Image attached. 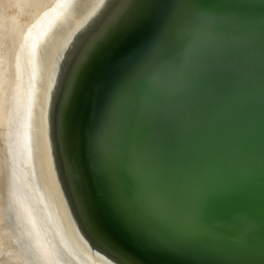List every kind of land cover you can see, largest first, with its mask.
Instances as JSON below:
<instances>
[{"label": "bare ground", "instance_id": "1", "mask_svg": "<svg viewBox=\"0 0 264 264\" xmlns=\"http://www.w3.org/2000/svg\"><path fill=\"white\" fill-rule=\"evenodd\" d=\"M150 1L0 0V152L10 162L11 201L39 233L24 247L22 264L33 255L52 264H242L247 258L207 242V251L192 248L204 235L186 232L159 196H149L156 176L149 158L157 140L181 135L180 119L196 93L194 73L213 44V27L236 0H208L207 10L197 2L204 16L193 28L186 18L182 31H194L193 41H175L170 57L177 39L162 38L155 64L150 55L167 24L159 20L184 2ZM166 56L178 64L170 76ZM165 82L171 91L156 97ZM17 225H7L3 237H12ZM3 252V264L17 262ZM183 255L200 260L183 262Z\"/></svg>", "mask_w": 264, "mask_h": 264}, {"label": "water", "instance_id": "2", "mask_svg": "<svg viewBox=\"0 0 264 264\" xmlns=\"http://www.w3.org/2000/svg\"><path fill=\"white\" fill-rule=\"evenodd\" d=\"M216 26L181 135L149 158V196L186 232L231 239L226 250L264 264V0H236Z\"/></svg>", "mask_w": 264, "mask_h": 264}, {"label": "rangeland", "instance_id": "3", "mask_svg": "<svg viewBox=\"0 0 264 264\" xmlns=\"http://www.w3.org/2000/svg\"><path fill=\"white\" fill-rule=\"evenodd\" d=\"M170 2L172 1L176 6L179 5L181 2L180 6L176 7L177 9L172 10L168 16L167 14L163 15V17L159 20V23L162 21L163 24H166L165 28H164V33L166 35H164V33L162 34V37L160 38L161 40H159V42H157L156 46H154V52L152 53V55H150L151 57V63L155 64L157 58H160L159 55L162 53V50L165 46V42L162 40V38L168 37L171 40L172 39H177L174 40L173 44H171V49H169L170 55L172 54V52L176 51L175 49L178 48V46H176L175 41L180 40L182 37L184 36V32L182 33L183 28L185 27L187 23V21L189 22V24H192V28L195 26V22L197 23L198 21L201 20V18L204 16L205 14V10H207L210 6V4L206 1L208 0H169ZM186 1V2H185ZM148 2L150 3L151 1L148 0ZM195 2V3H193ZM197 2L201 5L205 6L203 7V12L202 10L199 8V6L197 5ZM193 5V6H192ZM194 5H196L194 7ZM183 6V7H182ZM207 6V7H206ZM192 7V8H190ZM192 9V11H191ZM178 10V11H177ZM181 10V11H180ZM166 16V17H165ZM186 16V17H185ZM189 17V20H188ZM172 18V19H171ZM187 18V21H186ZM167 20V21H166ZM185 21V23L183 22ZM184 23V26L182 25ZM173 26V27H172ZM171 28V29H170ZM179 28V29H178ZM182 28V29H181ZM190 28L189 30L191 31ZM168 29V30H166ZM166 30V31H165ZM180 31V34H178ZM188 31V30H187ZM186 32L185 35H189V31L188 33ZM169 33V36H167ZM194 31L190 34H193L194 36ZM178 34V35H177ZM164 35V36H163ZM186 36V37H187ZM177 37V38H176ZM164 42V43H163ZM163 43V44H162ZM173 45V46H172ZM180 51V49H179ZM168 55V56H170ZM166 56L164 58V61L166 60V64H167V72L166 75L170 76V74H174V69L177 67V65L174 64V60L170 59V57ZM168 57V58H167ZM169 61V62H168ZM175 66V67H174ZM1 86V84H0ZM172 89V85H170V82H165L163 85H160V87L154 92V94L157 96H161L164 94H168ZM150 92V91H149ZM153 94L151 93V96ZM155 95H153L152 97H154ZM10 162L8 160V158L6 157L5 154H2L0 152V264H3V256L2 255L4 252H11L12 255H15V259L17 260V262H8V263H4V264H22L18 261L21 260V255H25V251L24 247L30 246L34 244V241H36L38 239L39 233H38V229H37V225L35 224H28L27 223V218L20 216L17 211H16V205L14 204L13 201H11V197H10V182L9 180L6 178V174L7 171L10 169ZM108 191H105L103 198L106 200V198H108V194H106ZM15 223V224H14ZM17 225L18 229L17 231H15L14 235L12 237H8L5 238L3 237L4 235V230L6 229L7 225ZM20 226V227H19ZM5 228V229H4ZM117 233H122V231L120 229H117ZM164 233H160L158 234V237H154V241L155 243H159L160 241V237L162 238V236ZM144 238L148 237V234H143ZM147 236V237H146ZM204 241H199L196 244L193 242L194 240H189L190 242L193 243H189L192 245V248H197L199 251H207L209 250L208 248H210L209 244H213L215 246H217V248L219 249H224L225 251H227L229 254L232 253L234 254L235 251H231V250H226V248L224 247L226 244H228L230 241H232L231 239L226 240L225 241H221L219 236H217V238H214L210 235H206L203 237ZM19 240H21V243L19 242ZM188 241V242H189ZM138 248L140 249H144L145 247H147V244L144 240H136ZM207 242V243H206ZM174 250H178L181 244L180 243H174ZM214 246V247H215ZM213 247V248H214ZM7 248V249H6ZM2 252V253H1ZM168 255H175L176 252L175 251H168L167 252ZM19 255V256H18ZM29 255V254H27ZM31 255V254H30ZM228 256V255H226ZM184 258H182L183 262H187V260L192 259V260H200L199 257L196 256H189V255H183ZM231 257V259H233L234 257L232 255L228 256ZM233 257V258H232ZM20 260H19V259ZM37 258H34V255L29 258V260L31 262H25L24 264H52L50 262V260H48V258H44V257H40L38 260H36ZM245 259V258H244ZM253 259H248L246 258V260H243L242 264H255V262H253ZM44 262V263H43ZM206 263L212 262V260H208L205 259ZM59 264H64L59 262ZM216 264V263H213ZM218 264H222V263H218Z\"/></svg>", "mask_w": 264, "mask_h": 264}]
</instances>
